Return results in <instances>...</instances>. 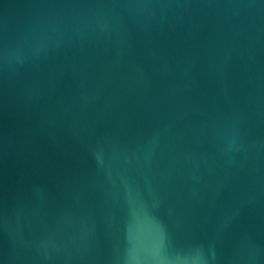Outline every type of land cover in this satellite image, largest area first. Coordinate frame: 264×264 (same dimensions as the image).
I'll return each mask as SVG.
<instances>
[{"label": "water", "instance_id": "95a60500", "mask_svg": "<svg viewBox=\"0 0 264 264\" xmlns=\"http://www.w3.org/2000/svg\"><path fill=\"white\" fill-rule=\"evenodd\" d=\"M0 264H264V0H0Z\"/></svg>", "mask_w": 264, "mask_h": 264}]
</instances>
